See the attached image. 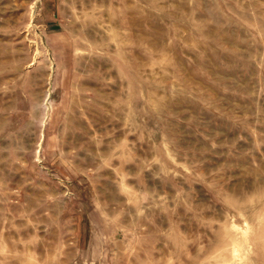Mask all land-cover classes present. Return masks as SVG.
<instances>
[{"label": "rangeland", "instance_id": "obj_1", "mask_svg": "<svg viewBox=\"0 0 264 264\" xmlns=\"http://www.w3.org/2000/svg\"><path fill=\"white\" fill-rule=\"evenodd\" d=\"M0 264H264V0H0Z\"/></svg>", "mask_w": 264, "mask_h": 264}]
</instances>
